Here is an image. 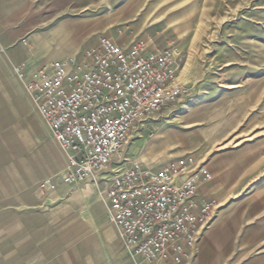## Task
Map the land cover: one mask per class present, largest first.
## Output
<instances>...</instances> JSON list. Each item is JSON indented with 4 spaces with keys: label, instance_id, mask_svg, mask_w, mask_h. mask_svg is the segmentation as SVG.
<instances>
[{
    "label": "rangeland",
    "instance_id": "1",
    "mask_svg": "<svg viewBox=\"0 0 264 264\" xmlns=\"http://www.w3.org/2000/svg\"><path fill=\"white\" fill-rule=\"evenodd\" d=\"M83 1L11 46L30 53L10 65L11 76L24 64L31 78L103 36L125 49H179L189 95L138 123L126 154L149 165L185 153L207 159L217 177L216 216L235 230L223 232L227 264L263 260L253 258L264 256V0Z\"/></svg>",
    "mask_w": 264,
    "mask_h": 264
},
{
    "label": "built area",
    "instance_id": "2",
    "mask_svg": "<svg viewBox=\"0 0 264 264\" xmlns=\"http://www.w3.org/2000/svg\"><path fill=\"white\" fill-rule=\"evenodd\" d=\"M182 59L176 47L137 43L125 49L103 36L31 78L24 64L14 67L65 154L60 180L91 182L125 249L149 264H192L219 208L217 200L199 198L213 174L193 153L154 166L130 160L125 151L138 123L189 95L178 78ZM54 179L40 189L55 188Z\"/></svg>",
    "mask_w": 264,
    "mask_h": 264
},
{
    "label": "crops",
    "instance_id": "3",
    "mask_svg": "<svg viewBox=\"0 0 264 264\" xmlns=\"http://www.w3.org/2000/svg\"><path fill=\"white\" fill-rule=\"evenodd\" d=\"M83 2L0 0V264H149L125 249L91 182L68 185L60 180L65 154L10 73V65L30 56L12 45L62 9L82 7ZM194 155L213 174L212 181L200 186L199 198L213 199L216 173L207 159ZM47 178H55V188L40 189ZM223 216L217 215L203 235L192 264H227L222 242L230 224L222 222ZM253 259L264 264V256Z\"/></svg>",
    "mask_w": 264,
    "mask_h": 264
}]
</instances>
